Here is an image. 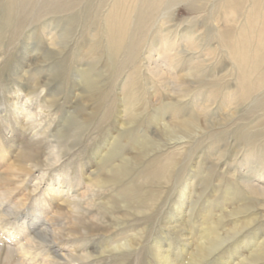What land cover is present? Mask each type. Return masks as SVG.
<instances>
[{
  "label": "rangeland",
  "instance_id": "374dc122",
  "mask_svg": "<svg viewBox=\"0 0 264 264\" xmlns=\"http://www.w3.org/2000/svg\"><path fill=\"white\" fill-rule=\"evenodd\" d=\"M0 196L2 252L160 264L213 228L196 264H264V0H0Z\"/></svg>",
  "mask_w": 264,
  "mask_h": 264
},
{
  "label": "bare ground",
  "instance_id": "6f19581e",
  "mask_svg": "<svg viewBox=\"0 0 264 264\" xmlns=\"http://www.w3.org/2000/svg\"><path fill=\"white\" fill-rule=\"evenodd\" d=\"M234 6V5H233ZM49 42L51 44H53V42H55V38L54 36L53 37H49ZM119 40L120 42H122L121 40V37L120 39H118V41H116L117 45H120L119 44ZM172 45V44H171ZM170 45V48L169 47H165V51L166 52H169L172 51V46ZM166 46V45H165ZM54 47V46H53ZM181 54V53H179ZM175 58V57H174ZM30 66H32V64H29ZM29 66V67H30ZM154 69H158L157 67L154 68ZM159 72V71H158ZM31 73V70L29 72V74ZM160 73V72H159ZM37 76V75H36ZM34 79V78H33ZM30 80V79H29ZM19 92L17 93V96H18ZM30 95V94H29ZM20 98V97H19ZM19 98H17V101L15 102L14 101V110L17 111V113H20L23 117H27L28 121L31 123V124H35V123H40L42 117H41V112H37L36 110H34V108L32 109V105L29 106V104H27V102L25 104H20L19 102ZM29 99H27L28 101ZM33 126H31V129H32ZM123 128V127H122ZM33 131V129H32ZM39 134L35 135V136H38ZM39 140V138H38ZM111 145V144H110ZM108 153L107 154H104V156L101 157V161L99 163H103V161L105 159L108 158ZM114 169H117V171L120 169L119 166L117 165H113L112 166V170ZM110 170V169H109ZM13 171V170H12ZM109 173H111V171H109ZM14 177V176H13ZM62 178V177H61ZM59 179V181L57 182L56 186H53V187H50L49 188V191L51 193H54L55 195L57 196H60V197H70V195L72 194H75L74 196L78 197L79 199H84L86 198V191L84 193H78V190H77V185H74L72 184V182L68 183L66 182L65 180L62 181V179ZM91 179V178H90ZM67 180V179H66ZM93 180V179H91ZM89 182V185H87L89 188L91 186L95 188V186H101V184H103V180H98L96 182H93L91 181ZM252 186V185H251ZM91 191V190H90ZM256 191V190H255ZM260 191V190H259ZM81 192V191H80ZM53 194V196H54ZM2 200V197L0 196V202ZM2 211V210H0ZM252 223V222H251ZM185 227V226H184ZM188 227V226H187ZM40 231V230H39ZM213 231H215V229L213 228H204L201 230L200 233H198L199 235V238L197 239V244L198 246L197 247H194V243H189L188 241V247L186 248H183L182 249V253L185 256V259L184 260H179L177 256H175L174 254H172L170 252V248H168L167 250H164L162 248V246L160 245H157V255H158V258H159V263L160 264H196V260L197 262L199 261L202 262L204 259V254L206 252H208V250L210 248H213L214 245L218 244V239H214V237H217L219 236L218 234H214ZM45 232L42 231L40 235H43ZM184 238H188V240H192V236L191 235H186V236H183ZM138 238V237H136ZM219 238V237H218ZM10 239H14V240H17L19 241V243H21V247L19 248V252H14L13 250H10L9 248H5L4 249V253H6V255H16L19 259H18V263L17 264H50L53 262L54 258H64L65 255H60V253L58 254V252L54 253H46V251H44L42 248V251H40L38 248V243L36 242V239H37V236L35 237L34 240H31L29 239L28 236H24L22 235V232L20 230V228L17 226V224H14L13 227L10 228ZM134 240V239H133ZM132 240V241H133ZM196 241V240H195ZM194 241V242H195ZM220 242V241H219ZM3 243V242H1ZM131 242H124V243H121L119 245H116L114 246L113 248H111V250L113 251H120L124 248H130V244ZM222 244V243H221ZM220 244V245H221ZM133 245V244H132ZM222 246V245H221ZM132 247V246H131ZM216 249V248H215ZM218 250V249H217ZM216 250V251H217ZM1 248H0V254L3 253ZM108 251L107 250H103L101 253H99V255H97L96 257L98 256H103L104 254H106ZM214 253V251H213ZM256 253V252H254ZM18 254V255H17ZM211 254V253H210ZM4 255V254H3ZM53 256L52 259L48 260V259H45L46 257L49 258V256ZM213 255V254H212ZM86 257L87 258H93L94 256H92L91 254H86ZM208 257V256H207ZM205 262V261H204ZM238 262V261H237ZM244 263V262H243ZM55 264V263H54ZM238 264V263H237Z\"/></svg>",
  "mask_w": 264,
  "mask_h": 264
}]
</instances>
